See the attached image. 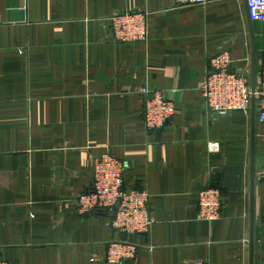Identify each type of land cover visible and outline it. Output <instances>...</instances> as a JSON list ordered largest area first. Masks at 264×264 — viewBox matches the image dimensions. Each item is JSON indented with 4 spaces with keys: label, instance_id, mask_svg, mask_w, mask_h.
<instances>
[{
    "label": "crops",
    "instance_id": "0c3cea01",
    "mask_svg": "<svg viewBox=\"0 0 264 264\" xmlns=\"http://www.w3.org/2000/svg\"><path fill=\"white\" fill-rule=\"evenodd\" d=\"M125 11L149 13L145 43L111 39L107 19ZM223 49L251 78L264 23L249 20L245 0H0V261L106 264L107 244L123 237L110 214L80 215L76 199L107 154L123 162L126 189L150 195L154 222L124 237L138 247L127 264H250L253 130V264H264L261 128L239 111L209 113L199 91ZM143 86L175 105L159 131L143 127ZM207 187L223 201L212 223L198 218Z\"/></svg>",
    "mask_w": 264,
    "mask_h": 264
},
{
    "label": "built area",
    "instance_id": "2783aa9c",
    "mask_svg": "<svg viewBox=\"0 0 264 264\" xmlns=\"http://www.w3.org/2000/svg\"><path fill=\"white\" fill-rule=\"evenodd\" d=\"M213 0H174L177 5H205ZM250 21L264 23V0H245ZM110 37L117 43H145L149 36V13L120 12L107 19ZM234 59L229 49H223L207 62L199 85L202 102L215 116L239 111L250 115L252 98L255 100V121L261 130L257 134L264 146V50L256 62L255 89L251 91L250 78L232 70ZM136 94L142 106V124L148 132L159 131L176 115L173 101L161 90L141 87ZM211 152L218 145H209ZM264 180V167L257 172ZM198 218L212 223L221 217L223 201L220 190L207 187L198 193ZM80 215L93 212L111 215L108 225L121 234L122 240L109 242L103 260L106 264H127L135 259L138 247L124 240L127 235H148L154 219L150 195L146 190H128L124 187V164L104 154L93 161L89 187L76 199ZM96 259L92 258L91 262ZM0 264H9L0 261ZM180 264H208L207 261H189Z\"/></svg>",
    "mask_w": 264,
    "mask_h": 264
},
{
    "label": "water",
    "instance_id": "95a60500",
    "mask_svg": "<svg viewBox=\"0 0 264 264\" xmlns=\"http://www.w3.org/2000/svg\"><path fill=\"white\" fill-rule=\"evenodd\" d=\"M256 57L255 53L252 56L251 62V78L250 85L251 91L255 89V71H256ZM251 119L254 122L255 119V100L252 98L251 104ZM254 154H255V142H254V132L252 130L251 139V160H250V223H249V262L253 264V241H254Z\"/></svg>",
    "mask_w": 264,
    "mask_h": 264
}]
</instances>
